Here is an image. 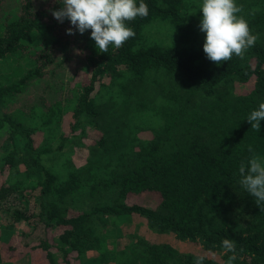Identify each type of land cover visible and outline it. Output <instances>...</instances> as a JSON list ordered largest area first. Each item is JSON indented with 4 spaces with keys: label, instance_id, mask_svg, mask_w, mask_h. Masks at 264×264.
I'll use <instances>...</instances> for the list:
<instances>
[{
    "label": "trees",
    "instance_id": "trees-1",
    "mask_svg": "<svg viewBox=\"0 0 264 264\" xmlns=\"http://www.w3.org/2000/svg\"><path fill=\"white\" fill-rule=\"evenodd\" d=\"M145 3L135 35L102 53L52 17L59 0H0V264H224L222 238L233 264H264V205L237 175L264 160V119L245 120L264 102V0H235L257 39L220 62L202 51L198 0ZM71 42L85 53L67 80ZM131 218L201 252L114 224Z\"/></svg>",
    "mask_w": 264,
    "mask_h": 264
},
{
    "label": "clouds",
    "instance_id": "clouds-1",
    "mask_svg": "<svg viewBox=\"0 0 264 264\" xmlns=\"http://www.w3.org/2000/svg\"><path fill=\"white\" fill-rule=\"evenodd\" d=\"M60 7L51 10L57 22L67 19L69 27L65 33L71 35L73 29L83 34L86 30L97 52L106 53L109 45L120 46L135 33L126 25L137 17L148 15L145 0H59ZM198 30L203 33L202 51L206 59L213 62L228 61L231 57L243 59L244 52L256 42V34L250 32L244 16L235 0H198ZM251 14V13H250ZM264 119V102L251 110L245 120L252 129H259ZM251 151V149H249ZM238 185L243 192L254 198V203L264 205V160L251 157L241 161L237 168ZM220 246L228 253L224 264H233L235 242L222 238ZM204 256L197 255L192 264H203Z\"/></svg>",
    "mask_w": 264,
    "mask_h": 264
},
{
    "label": "rangeland",
    "instance_id": "rangeland-1",
    "mask_svg": "<svg viewBox=\"0 0 264 264\" xmlns=\"http://www.w3.org/2000/svg\"><path fill=\"white\" fill-rule=\"evenodd\" d=\"M76 34L75 29H73L72 35L74 36ZM158 33L156 32H149L148 34V38L152 41L156 40ZM72 36V37H73ZM69 52V58L68 61L64 63L65 66V71H66V79L69 80L71 79V77L74 75V71L77 67V58L78 57H82L85 53V51L80 50L79 48H76L72 42L71 45L69 46L68 49ZM246 88V86L244 87V89ZM64 126L67 127L66 123H64ZM89 135L92 137H95L97 135V133H94L92 131L89 132ZM76 153L74 154L73 158L78 161V159H83L84 156H86V149L85 148H76L75 149ZM154 200V196L153 195H134L131 198V201H140V203L142 204H147L150 203L152 205ZM90 206V204H88ZM123 222L121 224L122 227H126L125 231L127 232H132L133 228H138L139 232H140V237L138 239H142L143 241L146 242H159V241H168L169 243H171L173 246L177 247L179 250L182 251H192V252H201L199 247L194 246L192 243L189 242H181L176 240L174 237L167 235V234H159L156 232H153L151 230H148L143 223L137 221L136 219H132L130 221H121V220H114V224H119ZM136 225H138L139 227H137ZM1 229V228H0ZM148 230V231H147ZM2 231V230H1ZM57 233V231H56ZM139 240V241H140ZM141 240V241H142ZM15 241V237H13L11 239V243ZM3 250L5 249V245L3 244L2 246ZM109 264H113V262L109 261ZM121 264L124 263V258H122Z\"/></svg>",
    "mask_w": 264,
    "mask_h": 264
}]
</instances>
